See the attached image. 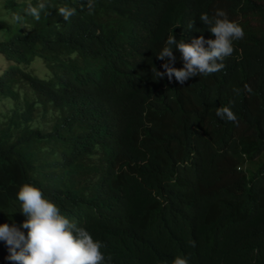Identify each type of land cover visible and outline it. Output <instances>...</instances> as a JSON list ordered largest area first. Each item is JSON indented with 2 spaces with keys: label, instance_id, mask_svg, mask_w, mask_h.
Segmentation results:
<instances>
[{
  "label": "trees",
  "instance_id": "obj_1",
  "mask_svg": "<svg viewBox=\"0 0 264 264\" xmlns=\"http://www.w3.org/2000/svg\"><path fill=\"white\" fill-rule=\"evenodd\" d=\"M218 9L244 30L224 67L157 78L167 38L214 39ZM0 53V224L30 183L102 264H264V0H0Z\"/></svg>",
  "mask_w": 264,
  "mask_h": 264
},
{
  "label": "clouds",
  "instance_id": "obj_2",
  "mask_svg": "<svg viewBox=\"0 0 264 264\" xmlns=\"http://www.w3.org/2000/svg\"><path fill=\"white\" fill-rule=\"evenodd\" d=\"M44 7L43 3L39 8L29 4L28 12L39 20V9ZM59 12L65 19L73 14L72 10L65 7H61ZM199 19L208 26L214 39L205 41L204 37L200 36L194 38L191 43H177L175 37H168L165 46L157 55L158 59L165 61L162 65L164 72L154 70L157 78L166 74L171 81L175 76L176 81L183 85L197 73L212 74L224 67L223 60L234 50L233 41L244 36L243 28L229 20L221 9L217 10L213 18L205 13L201 14ZM191 27L192 25H189L188 28ZM174 47L182 53L183 67L173 66L176 61ZM86 74L84 68L80 75L85 77ZM74 75L71 74L69 82L76 81ZM82 76L80 79H83ZM216 114L228 121L235 122L237 119L228 107L218 108ZM17 198L27 219L20 227L15 224H0V240H4L8 246L9 260L15 261L16 264H102L105 260L101 252V242L94 240L85 228L70 222L54 202L44 198L38 187L30 183L23 184L18 190ZM21 228L27 229V232ZM173 264H187V260L177 257Z\"/></svg>",
  "mask_w": 264,
  "mask_h": 264
},
{
  "label": "rangeland",
  "instance_id": "obj_3",
  "mask_svg": "<svg viewBox=\"0 0 264 264\" xmlns=\"http://www.w3.org/2000/svg\"><path fill=\"white\" fill-rule=\"evenodd\" d=\"M5 62H6V59L4 58L3 54L0 53V70L2 69V66H5ZM38 63H40V67H39V71H37V72L39 73L40 76L41 75L44 76L46 74V67H45L44 64H42L41 61L38 62ZM3 107L4 108H7V105L6 104H3Z\"/></svg>",
  "mask_w": 264,
  "mask_h": 264
}]
</instances>
